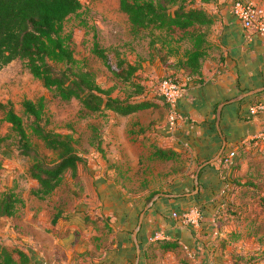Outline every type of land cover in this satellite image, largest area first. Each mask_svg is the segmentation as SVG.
Returning <instances> with one entry per match:
<instances>
[{"label": "crops", "instance_id": "crops-1", "mask_svg": "<svg viewBox=\"0 0 264 264\" xmlns=\"http://www.w3.org/2000/svg\"><path fill=\"white\" fill-rule=\"evenodd\" d=\"M226 1L206 5L213 21L206 31L200 73L189 78L177 103L185 120L169 129L166 111L162 121L155 119L153 109L157 105L145 108L153 116L142 128L146 146L130 139L129 133L133 131H129L126 124L124 128L123 124L111 126L114 134L122 127L128 138L114 139L110 144L112 166L108 181L113 186L105 191V187L97 186L100 195L106 192L109 197L100 198L98 202L102 207L84 208L64 218L59 226L52 225L59 228L52 236L53 244L50 247L37 245L50 254L49 264H181L182 259L174 256L179 250L193 264H206L216 261V255L228 256L232 244L240 246L239 238L232 241L229 237L232 229L226 227L235 226L232 222L243 217L241 212L250 213L246 208L253 203L264 213V148L257 150L251 140H246L264 130V112L250 114L248 109H240L238 101L242 97L223 104L219 129L215 124L219 102L264 85V36L247 37ZM150 63L164 75L169 74L167 69L186 75L182 68H168L159 58ZM262 91L245 97H254ZM223 139L225 149L241 139H245V143L239 145L231 165L224 166L220 160L203 165L197 175L198 190L193 193L196 168L217 153ZM152 142L172 148L175 154L168 158L155 157L150 150ZM141 147H147L148 157L155 161L174 162L180 158L181 161L179 164L175 161L176 164L164 172L151 169L142 173L137 186L133 187L143 196L136 202L135 198H124L131 189L129 185L124 188L122 181L129 180L138 171ZM121 165H131L133 169ZM155 190L157 192L145 202ZM154 195L157 196L147 206ZM195 205L203 210L199 223L191 225L181 221L182 212ZM86 214L97 217V221L86 219ZM162 238L178 239L181 248L163 251L155 245V241Z\"/></svg>", "mask_w": 264, "mask_h": 264}, {"label": "rangeland", "instance_id": "rangeland-1", "mask_svg": "<svg viewBox=\"0 0 264 264\" xmlns=\"http://www.w3.org/2000/svg\"><path fill=\"white\" fill-rule=\"evenodd\" d=\"M80 2V8L64 20L62 31V35L71 37L77 67L90 70L97 83L109 89L112 96L124 98L133 93V88L120 81L106 68L101 58L93 53L94 44L98 43L109 54L114 65L119 62L118 59L137 64L138 68L132 80L145 86L148 95L153 97L157 105L153 109L156 113L155 119L164 121L163 100L157 92L158 82L164 73L157 71L149 62V39L153 36L145 30L132 29L128 15L119 8L118 0ZM167 37L169 45L176 49V52L168 55V63L171 65L190 43L188 31L176 30ZM167 72L171 73L169 69ZM40 97L44 109L42 112L38 109L36 117L42 124L45 123V128L49 130L71 134L82 160L77 164V177H73L67 169L61 183L52 193L38 197L34 194L36 180L27 171L32 158L20 152L17 134L12 130L11 124L4 119V112L0 110V205L6 194H11L15 199L10 215L0 213V242L9 247L21 248L29 256V261L23 262L14 254L17 258L16 264H49L50 254L45 253L37 245L40 243L50 247L53 244L52 236L59 228L52 225L59 226L65 217L72 216L84 208L102 207L103 204L98 201L100 198L107 200L109 194L103 192L100 195L97 186L100 185V189L105 187L104 191L113 186V183L108 181V171L112 166L110 144L114 139L128 138L122 127L114 134L111 126L123 124L124 128L126 124L129 131H133L129 133L130 139H134L139 145L141 143V146H146L143 143L146 139L142 128L151 121L152 116L147 109L125 116L117 115L118 118L111 109L88 110L74 97L62 99L55 95L43 86L39 78L28 71L23 60L13 59L0 69V101H10L14 111L22 117L30 142L47 161L56 159L57 153L46 148L32 133L30 124L33 116L25 114L21 104L25 98L36 103ZM134 124H138L139 127ZM138 155V171L130 176L129 180L122 181L124 188L129 185L131 189L124 198H131L130 200L135 198L136 202L141 201L140 198L143 196L140 190L133 187L137 186L142 173L151 169L164 172L173 167L175 161H178L177 164L181 161V158L174 159V162L150 159L147 147H141ZM121 167L133 169L131 165ZM134 193L137 195L133 196ZM246 209L250 213L241 212L243 217L235 218L232 222L235 226L226 227L232 229V235L229 236L232 237V241L236 242L239 238L237 242L240 246L232 244L228 256L216 255L218 258L216 261L206 264H264V213L253 203ZM87 216V219L97 221V217ZM84 217L79 215L80 219ZM174 254L176 259H182L181 264H193L186 260L180 250Z\"/></svg>", "mask_w": 264, "mask_h": 264}, {"label": "trees", "instance_id": "trees-1", "mask_svg": "<svg viewBox=\"0 0 264 264\" xmlns=\"http://www.w3.org/2000/svg\"><path fill=\"white\" fill-rule=\"evenodd\" d=\"M216 1L118 0V3L119 8L128 15L134 31L145 30L153 36L149 39V61L159 58L163 65L182 68L190 78L200 73L207 43L206 31L213 21L206 5ZM80 6V0H0V69L13 59H21L28 71L55 95L62 99L74 97L91 111L111 109L125 116L155 106L156 102L148 95L145 86L132 80L138 65L124 59H118L119 62L112 64L109 54L98 43L94 44L93 53L101 58L114 76L131 86L133 93L124 98L112 96L109 89L97 83L90 70L77 67L71 37L62 35V31L64 20ZM176 30L188 31L190 45L170 65L168 55L176 52V49L169 45L167 36ZM261 95L260 99H263L264 90L254 97L242 98L238 101L240 109H248L254 99ZM21 104L24 113L33 116L30 124L32 133L46 148L57 153L54 160L47 161L43 158L36 146L30 142L22 117L14 111L10 101H0L4 119L17 134L20 152L32 158L27 171L37 183L34 194L44 197L59 186L67 169L73 177H77V164L82 157L74 146L71 134L49 130L45 128V123L38 120L36 111L39 109L42 112L44 109L41 97L36 103L25 98ZM150 150L157 158H168L175 154L172 148L162 147L154 142L150 144ZM155 192L157 190L151 192L145 202ZM14 202L11 194H6L1 201L0 213L10 215ZM195 206L202 217V207ZM155 242L163 251H176L181 248L178 239L162 238ZM14 254L23 262L29 261V256L23 249L9 247L0 242V264H16L17 258Z\"/></svg>", "mask_w": 264, "mask_h": 264}, {"label": "built area", "instance_id": "built-area-1", "mask_svg": "<svg viewBox=\"0 0 264 264\" xmlns=\"http://www.w3.org/2000/svg\"><path fill=\"white\" fill-rule=\"evenodd\" d=\"M232 14L238 19L244 34L251 37L253 34L264 36V4L251 0H227L226 1ZM189 80L187 75L169 73L161 77L157 85V92L162 97L166 111L167 126L173 129L180 125L185 117L178 111V99L186 90V84ZM250 114L264 112V98L252 103L249 108ZM246 140H251L252 145L257 150L264 148V130ZM245 143V139L236 142L232 147L224 149L219 159L224 166L232 164L239 145ZM201 217L199 209L196 206L183 211L180 219L185 223L198 224Z\"/></svg>", "mask_w": 264, "mask_h": 264}, {"label": "water", "instance_id": "water-1", "mask_svg": "<svg viewBox=\"0 0 264 264\" xmlns=\"http://www.w3.org/2000/svg\"><path fill=\"white\" fill-rule=\"evenodd\" d=\"M262 90H264V85L259 86V87H255V88H252V89H249V90L244 91V92H241V93H239L238 95H236L234 97H231V98H229L227 100H223V101L219 102L218 105H217V107H216V121H215L216 127L219 129V116H220V111H221V107H222L223 104L228 103V102H232V101L239 100L242 97L251 95L253 93H256V92H259V91H262ZM225 146H226V141H225V139H223L222 140V144H221L219 150L217 151V153L214 156L210 157L209 159L205 160L200 165H198V167L196 168L195 173H194L195 189L192 191L193 193L194 192H197V190H198L197 175H198V172H199L200 168L203 165L207 164V163H211V162H214V161L218 160L219 157H220V155L224 151ZM156 196L157 195H154L152 197V199L150 200V202L148 203L147 206H149L152 203V201L154 200V198ZM141 216H142V213L140 214V219H141ZM139 223H140V221H139Z\"/></svg>", "mask_w": 264, "mask_h": 264}]
</instances>
